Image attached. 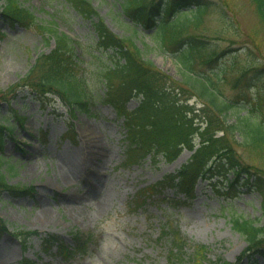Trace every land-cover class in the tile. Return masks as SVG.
Wrapping results in <instances>:
<instances>
[{"label": "rangeland", "instance_id": "rangeland-1", "mask_svg": "<svg viewBox=\"0 0 264 264\" xmlns=\"http://www.w3.org/2000/svg\"><path fill=\"white\" fill-rule=\"evenodd\" d=\"M18 1L34 12L38 26L0 22V116L16 126L11 135L5 132L0 153L15 165L13 172L8 171V165L3 167L8 183L32 189L18 196L1 192L0 218L10 230L38 235L23 243L10 230L4 232L0 236V264H20L23 259L35 264H180L170 257L171 235L159 239L164 227L185 240L183 264H190L187 256L199 247L207 252L202 264L216 259L235 264L246 249V241L233 229L231 218L257 220L263 225L258 193L240 187L238 180L233 192L218 194L216 189L222 183L215 172L208 173L211 179L195 180L191 196L169 188L153 189L187 163L191 152L186 149L171 162L147 156L139 163L122 166L125 133L122 119L111 105L95 100L89 113L76 112L70 123L61 100L52 94L39 96L25 85L26 78L21 79L37 54H47L54 47V41H42L39 28L52 21L78 42L73 46L78 58L74 73L83 76L90 91L102 94L101 73L106 61L91 40L90 22L63 0ZM90 1L112 33L120 37L131 34L118 0ZM206 1L209 6L200 21L189 25L187 31L206 41L194 57L193 71L211 78L227 100L239 105L240 110L230 111V122L248 110L264 122V20L252 0ZM135 39L145 59L157 70L182 80L175 51L170 47L160 51L147 33ZM210 57L214 60L206 63ZM187 92L181 99L200 108L201 99L191 90ZM138 104L139 98L133 97L126 108L132 111ZM21 118L22 127L18 125ZM227 139L244 165L264 173L262 148L242 146L241 134ZM99 156L105 157L104 162ZM73 231L91 234L85 253L69 259H63L55 247L43 253L41 237L53 235L72 244ZM237 264H264V258H243Z\"/></svg>", "mask_w": 264, "mask_h": 264}, {"label": "trees", "instance_id": "trees-1", "mask_svg": "<svg viewBox=\"0 0 264 264\" xmlns=\"http://www.w3.org/2000/svg\"><path fill=\"white\" fill-rule=\"evenodd\" d=\"M252 1L258 15L264 20V0ZM64 2L82 19L90 22L94 33L91 40L106 61H103L105 66L101 73L105 91L94 94L86 87L83 76L74 73L78 58L73 46H77L78 42L60 32L57 24L52 21L39 28L42 41L48 44L53 40L55 46L47 54H38L35 63L29 66L27 74L21 78L23 81L26 78L25 85L32 87L41 96L44 93L57 95L70 106L72 112L89 113L95 100L111 105L123 119L126 150L122 166L139 163L147 156L154 161L160 156L165 162H171L184 149L192 151L187 163L175 174L165 176L153 189L171 188L191 196L195 180L211 179L212 176H208V173L215 172L216 177H221L222 183L220 189L214 185L218 194L233 192L235 184L240 180V187L259 194L261 213L264 216V173L260 169L244 165L227 139L228 136L241 134L242 146L264 150V122L251 110L245 116H237L234 122H230V111L240 110L239 105L227 100L211 78L194 72L192 68L195 55L202 51L206 41L187 34L188 26L200 21L209 6L207 1L120 0L118 4L127 22L125 24L131 30V34L126 37H120L106 27L90 0ZM0 21L26 28L35 26L38 22L33 11L18 0H0ZM145 33L154 39L160 51H165L164 48L167 47L175 51L173 53L179 61L182 80L171 79L157 70L150 60L145 59L135 43V37ZM1 35L0 32V37ZM213 60L214 57H210L206 63ZM187 90L201 99L200 108L192 106L189 100L181 99ZM133 97L139 98V104L130 111L126 108V103ZM12 129L11 124H0V151L4 144V132L11 134ZM218 133H222V136H217ZM6 163L0 155V191H7L12 195L29 192L31 187L8 184L2 171ZM8 166L9 172L15 171L13 165ZM229 174L232 179L228 178ZM242 175H245L243 180ZM257 222L238 216L231 218L233 229L246 241L242 256L249 257L264 252V224L259 225ZM6 231L9 229L0 218V236ZM11 234L25 243L35 232L13 229ZM167 235H171L170 257L183 264L185 260L181 251L186 244L185 240L166 227L159 239L163 240ZM71 238L72 245H67L59 237L47 235L41 238V249L48 253L56 246L63 259L85 253L91 236L83 237L79 232H73ZM195 251L187 256L186 261L190 264H202L207 259L206 249L199 247ZM20 264L34 262L23 259ZM211 264L229 263L216 259Z\"/></svg>", "mask_w": 264, "mask_h": 264}, {"label": "bare ground", "instance_id": "bare-ground-1", "mask_svg": "<svg viewBox=\"0 0 264 264\" xmlns=\"http://www.w3.org/2000/svg\"><path fill=\"white\" fill-rule=\"evenodd\" d=\"M98 158L101 160V162H104V158H105V157H103V156L100 157V156H99ZM101 162H100V163H101ZM68 178H69V176L66 175L65 179H68Z\"/></svg>", "mask_w": 264, "mask_h": 264}]
</instances>
